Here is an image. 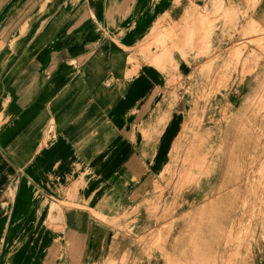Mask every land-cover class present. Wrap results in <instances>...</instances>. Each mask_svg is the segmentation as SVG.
<instances>
[{"label": "crops", "instance_id": "crops-1", "mask_svg": "<svg viewBox=\"0 0 264 264\" xmlns=\"http://www.w3.org/2000/svg\"><path fill=\"white\" fill-rule=\"evenodd\" d=\"M99 1L0 0V264H83L94 212L162 146L164 109L128 85V57L175 2Z\"/></svg>", "mask_w": 264, "mask_h": 264}, {"label": "rangeland", "instance_id": "rangeland-1", "mask_svg": "<svg viewBox=\"0 0 264 264\" xmlns=\"http://www.w3.org/2000/svg\"><path fill=\"white\" fill-rule=\"evenodd\" d=\"M207 1L174 0L176 11L165 12L164 19L131 46L127 78L133 87L138 83L133 91H148V107L164 109L162 127L154 128L157 137L173 131L175 125L164 131L172 112L178 131L169 137L160 167L149 161L140 179L134 175L125 181L123 192L116 190L113 211L107 208L109 214L102 216L94 212L104 224L94 230L97 237L87 246L96 254L83 264H207L214 247L205 231L209 216L195 224L200 232L197 241L194 237L190 242L184 234L188 214L217 201L213 219L219 223L249 194L258 191L264 200L263 0H226V8L218 3L212 13L205 9ZM200 134L202 139L197 138ZM168 140L163 139L164 145ZM188 157L198 177L192 171L180 179ZM215 161L219 172L208 179ZM246 174L252 175L253 187L244 184L237 192L234 183ZM146 175L153 179L150 184L142 183ZM258 202L249 205L248 217L254 210L264 211ZM249 225L237 227L240 232L249 228V249L241 251L245 264H264V225L251 220ZM225 241L216 247L221 250L219 264H241L234 245Z\"/></svg>", "mask_w": 264, "mask_h": 264}, {"label": "bare ground", "instance_id": "bare-ground-1", "mask_svg": "<svg viewBox=\"0 0 264 264\" xmlns=\"http://www.w3.org/2000/svg\"><path fill=\"white\" fill-rule=\"evenodd\" d=\"M218 3H220L223 8H226V6H227L226 0L225 1H223V0H208L207 4L205 6V9L212 13V11L214 10L215 5H217ZM262 3H263L262 6L264 8V0L262 1ZM101 6H102V0H100L97 3V8H99ZM52 8H54L53 11H57L59 9V5H57L56 3H52ZM205 16H207V17H205ZM249 16H250V18H253V13H250ZM204 17L207 20L209 19V15H204ZM249 28H251V24L249 25ZM213 31L214 30H212L211 33ZM221 32H222L221 35H223L225 37L226 30L225 31H221ZM210 41H211V38H210ZM220 44L221 43H219V46H220ZM219 46L217 45L218 49L221 48V46L220 47ZM236 53H237V51L236 52L235 51L231 52L230 56L233 57V56H235ZM87 55H88V57H86L85 59H87V58H89L91 56L93 57V55H91V53H88ZM107 55H108V53L104 52L101 55V60H103L105 57H107ZM119 59L121 60V63H122L123 57L121 55H117L115 57L116 61L119 60ZM118 75H119V72H118V69H117V76ZM112 82L113 81H111V82L107 81L105 87L111 86ZM137 84L138 83L134 84V87ZM128 85H130V87L132 86V88H134L132 81ZM105 87L102 84H100L99 85V90L100 91H106ZM142 87L146 88L147 85L144 84V85H142ZM122 90L126 91V88L124 87ZM147 92L148 91H146V93ZM112 102H114V101H100V104L102 105V104H107V103H112ZM158 107H160V106H158ZM172 124H173L171 126L172 128H173L174 125L175 126L173 128V131L171 130L172 132H170L169 136L165 135L164 138L166 140H168L169 137L172 140L173 137H174L175 131H176V133L178 131L177 128H176V119H174V122ZM143 135L146 136L147 132H143ZM197 138L202 139L203 136L200 134V135H197ZM168 141H167V144H165V145H164V142H163L159 153L154 156V159L152 161L155 162L154 163L155 167L156 166L157 167L161 166V156H162L163 152L166 150V148L168 147V145L170 144V141L169 142ZM196 152H197V150L194 149L193 153H196ZM167 164H168V161H164V165L162 166V170H164L165 174L167 173V168H166ZM183 168H184V170L182 171V174H181L182 176L180 177V179H183V178L186 179L190 172L193 171V175H194V173L197 171L196 167H194L193 164L189 161V157L185 160ZM210 172H211V174L208 175V177H207L208 179H210V178L212 179L213 175L216 172H219V168L217 169L216 161H215V163L213 165V168L210 170ZM251 176H250V178H248L249 176H247V174H246L245 177L239 176L237 178L236 183H234V186H236L235 189H238L237 192H240V190H241V188H242V186L244 184L249 186V187H253V185L249 181V179L251 180ZM194 177H198V176L194 175ZM141 180H143L142 183H147V184H150L151 181H153V179L150 178L149 176L147 177V175L144 176ZM183 185L184 184H182V181H180V186H183ZM257 192L258 191H255V193L249 194V196L243 200L241 206H236L234 208L233 213L230 216L226 217L225 220H223V221L221 220L219 223H217V221H214V219H213V214L216 212V210L214 211V208H215L216 205H218L216 203L217 201L211 202L207 206H205V204H204V205L200 206V208L196 209L194 212H191L190 214H188L187 219H186V228H185V233L184 234H185V236H187L189 238L190 242L192 241L191 238H194V237H195V239L197 241L198 235H199V232H200V230L198 231L196 229L195 224L198 221L202 220L203 216L206 213L209 216V221L206 224L205 231H206V237L208 236V237H210V239H212L214 241V247L211 246L212 248L210 249L209 254H208L207 264H219V261H220V259L222 257L221 256V250H219V249L216 250V247L220 244L219 241H221L223 238L226 239L225 242H226L227 246L234 245L233 247L236 249V252H235L236 255H238V257L240 258V263L241 264H245L246 255H244L241 251L244 250V249H249V247L246 245L247 241H248L247 237L249 236L248 235L249 228H246L247 232H245V230H242L240 232V231H237L238 230L237 227L240 224H244V223L249 225V221L250 220L252 222L256 221L258 225H261V226L264 225V211H261V209H260L259 212L254 210L253 213L250 214L249 217L247 215L248 209H249V205L253 204V202H255L256 200H259V202H258L259 206H263L264 207V200L259 198V193L257 194ZM115 199H116V194H114L110 205L107 206V207L101 206L100 209H99L100 211H97L96 214H99V216H102L103 214H106V215L109 214V213H105L106 212V208H108L111 211H113L116 208V200ZM227 223H228V227L226 229H224V225H226ZM4 224L5 225H2V226H4V228H5V226H7L8 224H7V222L4 223ZM190 228L193 229V230H189ZM0 240L2 241L1 245H0V251L2 253V250H3V247H4V238L0 236ZM180 259H182V258H180Z\"/></svg>", "mask_w": 264, "mask_h": 264}]
</instances>
